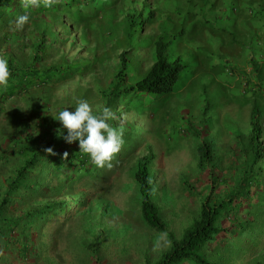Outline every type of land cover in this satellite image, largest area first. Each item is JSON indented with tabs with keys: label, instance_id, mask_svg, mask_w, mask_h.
I'll return each instance as SVG.
<instances>
[{
	"label": "trees",
	"instance_id": "16d2710c",
	"mask_svg": "<svg viewBox=\"0 0 264 264\" xmlns=\"http://www.w3.org/2000/svg\"><path fill=\"white\" fill-rule=\"evenodd\" d=\"M181 1L39 0V6H32L31 0H0V56L8 59L10 70L7 86H0V118L4 113L10 127L0 135V254L14 252L23 263L38 258L37 244L51 221L58 215L68 219L73 212L58 198L72 194L81 182L98 188L97 183L115 173L121 161L136 150L133 145L125 148L126 136L132 133L124 132L120 150L105 166H95L79 152L78 142L67 144L58 136L61 125L54 119L63 109L51 107L53 89L76 78L90 77L97 105L114 113L115 118L109 121L114 127L121 104L170 93L182 67L177 59L170 62L167 55L171 44L168 34L175 31L180 18V13L173 10L187 3L194 8L190 15L193 18L197 4L207 6L210 2ZM234 2L240 5L244 1ZM248 7L251 9V5ZM259 7L262 11V4ZM249 13L253 17L256 12ZM23 14L30 19L18 31L14 20ZM248 65L257 75L253 69L257 64ZM80 100L76 98L73 105ZM249 124L245 152L256 164L264 158V146L259 148L263 129L254 103L249 110ZM47 148H52L55 155H48ZM197 157V169L204 171L210 160L207 144L198 147ZM135 159L131 174L141 221L149 230L166 234L169 241L155 264H236L244 258L238 260L237 249L230 241H242L249 227L254 234L264 233L261 215L253 208L243 221L231 227L222 224L246 204L243 199L249 196V190L240 193L248 181L246 176L237 181L241 185L236 193L242 200L236 195L231 197L232 192L213 202L205 198L197 216L176 239L153 201L151 165L155 156L147 148L145 155ZM233 201L239 205H233ZM72 203L81 208L77 201ZM85 250L92 257L97 255L94 244Z\"/></svg>",
	"mask_w": 264,
	"mask_h": 264
},
{
	"label": "rangeland",
	"instance_id": "374dc122",
	"mask_svg": "<svg viewBox=\"0 0 264 264\" xmlns=\"http://www.w3.org/2000/svg\"><path fill=\"white\" fill-rule=\"evenodd\" d=\"M250 1L238 5L234 0H210L207 6L197 4L193 18L192 5L174 8L180 18L175 31L168 34L167 55L170 62L177 59L182 67L173 90L118 108L116 127L132 133L126 136L125 148L133 145L136 150L121 161L115 173L97 183L98 188L81 182L72 194L58 198L73 212L68 219L58 215L51 221L37 244L38 258L23 263L14 252L1 253L0 264H155L169 241L166 234L155 233L142 223L131 174L135 158L145 155L147 148L155 156L151 165L153 201L176 239L197 216L205 198L213 202L231 192V197L239 198L236 191L241 183L237 181L246 176L248 181L240 193L249 190V196L239 198L246 204L240 215L231 213L222 224L231 227L243 221L253 208L261 215L264 229V158L255 164L245 152L253 103L258 106L263 129L259 148L264 146V0ZM249 10L256 12L253 17ZM245 61L257 64L253 67L257 75ZM53 90L52 108L72 111L79 98L94 112L101 110L90 77L76 78ZM8 130L3 113L0 135ZM204 143L210 160L201 171L197 169V149ZM76 201L81 208L72 205ZM230 243L237 249L238 260L244 258L236 264H264V233L254 234L249 227L242 241L233 238ZM93 244L95 257L85 250Z\"/></svg>",
	"mask_w": 264,
	"mask_h": 264
},
{
	"label": "clouds",
	"instance_id": "9594fccd",
	"mask_svg": "<svg viewBox=\"0 0 264 264\" xmlns=\"http://www.w3.org/2000/svg\"><path fill=\"white\" fill-rule=\"evenodd\" d=\"M31 4L39 6V0H31ZM29 19L28 14L18 16L14 20L15 29L23 30ZM8 65V59L0 56V86H7L9 81ZM114 118L110 108L104 107L94 112L93 107L86 100H80L74 110L69 111L65 108L58 111L54 120L61 125L58 136L67 144L78 142L79 152L87 155L95 166L103 167L123 144V127H114L109 123ZM64 131L66 135H63ZM45 152L48 155H55L52 148L45 149Z\"/></svg>",
	"mask_w": 264,
	"mask_h": 264
},
{
	"label": "crops",
	"instance_id": "0c3cea01",
	"mask_svg": "<svg viewBox=\"0 0 264 264\" xmlns=\"http://www.w3.org/2000/svg\"><path fill=\"white\" fill-rule=\"evenodd\" d=\"M244 1V0H243ZM248 62L245 61V65L247 64Z\"/></svg>",
	"mask_w": 264,
	"mask_h": 264
}]
</instances>
